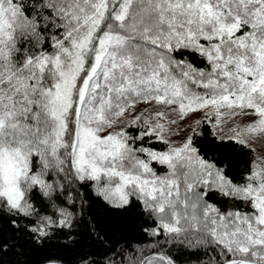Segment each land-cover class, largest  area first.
<instances>
[{
    "label": "snow or ice",
    "instance_id": "6c2138e0",
    "mask_svg": "<svg viewBox=\"0 0 264 264\" xmlns=\"http://www.w3.org/2000/svg\"><path fill=\"white\" fill-rule=\"evenodd\" d=\"M258 142L264 0H0V264H264Z\"/></svg>",
    "mask_w": 264,
    "mask_h": 264
},
{
    "label": "trees",
    "instance_id": "16d2710c",
    "mask_svg": "<svg viewBox=\"0 0 264 264\" xmlns=\"http://www.w3.org/2000/svg\"><path fill=\"white\" fill-rule=\"evenodd\" d=\"M205 131H207V129H205ZM209 140L210 137L205 136L203 138V143L207 145L209 144ZM213 152L218 156H227L233 161L234 171H239L243 159L239 150H232L227 145H214ZM96 219L102 230L108 234L110 239L120 242L116 245L117 248L121 247L123 243L127 241L130 242L134 248H144L146 251L150 252L151 245L139 229L141 217L138 215V210L133 209L126 213H106L103 209H100L96 214ZM64 243L63 240L53 241L39 250H33L31 256L28 258L30 264H44L45 259L48 257L62 260L64 264H75L77 253L87 246L84 245L83 241H81L78 247H65ZM89 244H91V242H89ZM91 250L103 252V249H97L94 245L91 247ZM5 259L15 264L17 259L23 258H18L13 253Z\"/></svg>",
    "mask_w": 264,
    "mask_h": 264
},
{
    "label": "rangeland",
    "instance_id": "374dc122",
    "mask_svg": "<svg viewBox=\"0 0 264 264\" xmlns=\"http://www.w3.org/2000/svg\"><path fill=\"white\" fill-rule=\"evenodd\" d=\"M262 150H264V149H262V147L260 146V144H259V142H258V144H257V151L260 152V151H262Z\"/></svg>",
    "mask_w": 264,
    "mask_h": 264
}]
</instances>
